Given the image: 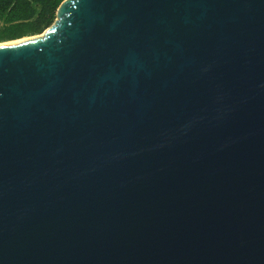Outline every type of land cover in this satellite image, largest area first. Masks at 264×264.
Listing matches in <instances>:
<instances>
[{"label":"water","instance_id":"95a60500","mask_svg":"<svg viewBox=\"0 0 264 264\" xmlns=\"http://www.w3.org/2000/svg\"><path fill=\"white\" fill-rule=\"evenodd\" d=\"M0 264H264V0H63L0 41Z\"/></svg>","mask_w":264,"mask_h":264},{"label":"trees","instance_id":"16d2710c","mask_svg":"<svg viewBox=\"0 0 264 264\" xmlns=\"http://www.w3.org/2000/svg\"><path fill=\"white\" fill-rule=\"evenodd\" d=\"M63 0H0V41L42 32Z\"/></svg>","mask_w":264,"mask_h":264},{"label":"bare ground","instance_id":"6f19581e","mask_svg":"<svg viewBox=\"0 0 264 264\" xmlns=\"http://www.w3.org/2000/svg\"><path fill=\"white\" fill-rule=\"evenodd\" d=\"M25 37H27V36H25ZM24 38V37H23ZM12 41H15V40H12Z\"/></svg>","mask_w":264,"mask_h":264},{"label":"rangeland","instance_id":"374dc122","mask_svg":"<svg viewBox=\"0 0 264 264\" xmlns=\"http://www.w3.org/2000/svg\"><path fill=\"white\" fill-rule=\"evenodd\" d=\"M9 40V39H8Z\"/></svg>","mask_w":264,"mask_h":264}]
</instances>
